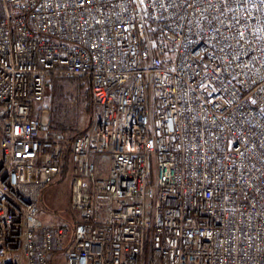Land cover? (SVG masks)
<instances>
[{"label": "built area", "instance_id": "2783aa9c", "mask_svg": "<svg viewBox=\"0 0 264 264\" xmlns=\"http://www.w3.org/2000/svg\"><path fill=\"white\" fill-rule=\"evenodd\" d=\"M55 77L93 106L71 221ZM0 264H264V0H0Z\"/></svg>", "mask_w": 264, "mask_h": 264}, {"label": "rangeland", "instance_id": "374dc122", "mask_svg": "<svg viewBox=\"0 0 264 264\" xmlns=\"http://www.w3.org/2000/svg\"><path fill=\"white\" fill-rule=\"evenodd\" d=\"M58 81L61 87L57 95L53 86ZM43 106L48 109L47 117L54 121L57 131L71 141L86 129L92 121L93 106L89 93V83L86 79L55 77L50 79ZM57 125L65 127V131ZM72 186L71 173L61 174L58 180L51 184L41 196L42 216H50L71 221L70 194Z\"/></svg>", "mask_w": 264, "mask_h": 264}, {"label": "trees", "instance_id": "16d2710c", "mask_svg": "<svg viewBox=\"0 0 264 264\" xmlns=\"http://www.w3.org/2000/svg\"><path fill=\"white\" fill-rule=\"evenodd\" d=\"M60 89H61V87L59 86L58 81L56 80V81H55V84H54V86H53L54 94L57 95V94L59 93ZM89 93H90V89H89ZM90 97H91V93H90ZM51 124H52V126H53L55 129H57V127H55V125H54V121H53V120H52ZM57 126H58V128H61V130L65 131V127H62V126H60V125H57ZM80 134H81V132H80L78 135H80ZM78 135H77V136H78ZM77 136L74 137V139H72V140L70 141V146H69V148H68V150H67V155H66V162H65L66 165H65V167H64V169H63V172H62V174H64V175H65L66 172H67V158H68V155H69V152H70L71 143L77 138Z\"/></svg>", "mask_w": 264, "mask_h": 264}, {"label": "crops", "instance_id": "0c3cea01", "mask_svg": "<svg viewBox=\"0 0 264 264\" xmlns=\"http://www.w3.org/2000/svg\"><path fill=\"white\" fill-rule=\"evenodd\" d=\"M46 191H47V188L43 191L42 196H45Z\"/></svg>", "mask_w": 264, "mask_h": 264}]
</instances>
